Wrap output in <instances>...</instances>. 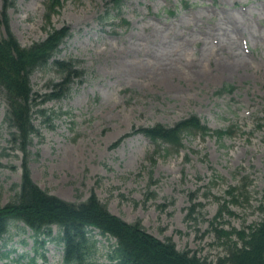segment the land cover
<instances>
[{"label": "rangeland", "instance_id": "1", "mask_svg": "<svg viewBox=\"0 0 264 264\" xmlns=\"http://www.w3.org/2000/svg\"><path fill=\"white\" fill-rule=\"evenodd\" d=\"M107 1L60 0L49 23V0H13L8 10L21 46L68 27L55 59L83 71L67 97L34 113L30 178L71 203L93 193L112 215L214 261L226 252L220 229L247 231L262 218L264 0H128L118 13ZM30 79L43 95L60 74L47 66ZM223 88L231 92L219 95ZM5 113L0 95V208L14 199L22 164ZM192 114L232 135L186 136L166 155V145L130 134ZM96 233L102 263L115 240ZM2 244L0 264H62L61 246L20 222Z\"/></svg>", "mask_w": 264, "mask_h": 264}, {"label": "trees", "instance_id": "2", "mask_svg": "<svg viewBox=\"0 0 264 264\" xmlns=\"http://www.w3.org/2000/svg\"><path fill=\"white\" fill-rule=\"evenodd\" d=\"M128 0H108L109 11L120 12ZM60 0H49L44 8L47 23ZM13 0H1L0 10V95L6 103L5 124L12 131L11 141L22 153L21 179L14 199L0 208V260L4 236L11 223H22L39 237L49 239L61 246L64 264H264V191L260 206L261 220L248 230L220 229L226 252L214 261H208L189 250H178L167 239L160 241L143 228L140 222L127 223L112 215L106 206L91 193L85 201L68 202L50 195L39 188L30 178L28 147L37 130L33 123L34 113L46 101H59L67 97L74 83L80 82L83 71L75 61L55 59L60 46L71 36L68 27L52 28L45 39L21 46L11 31L8 10ZM51 66L60 74V81L51 85L47 94L33 92L31 76L37 70ZM223 88L218 94L230 93ZM227 130L210 129L194 114L181 119L172 126L160 123L139 128L133 133L142 134L156 148L161 144L166 155L177 154L183 148L186 136L215 137L221 140L232 135ZM130 134L120 137L112 144L118 145ZM220 212L218 213V218ZM57 234L52 236V227ZM115 240L105 256L97 263V241L94 233ZM97 258V259H96Z\"/></svg>", "mask_w": 264, "mask_h": 264}]
</instances>
